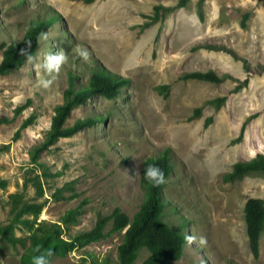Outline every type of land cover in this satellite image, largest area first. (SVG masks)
Here are the masks:
<instances>
[{
	"label": "rangeland",
	"instance_id": "374dc122",
	"mask_svg": "<svg viewBox=\"0 0 264 264\" xmlns=\"http://www.w3.org/2000/svg\"><path fill=\"white\" fill-rule=\"evenodd\" d=\"M177 1L0 0V60L2 42L21 39L31 18L49 11L57 15L41 32L34 63L25 60L0 74V143L11 141L0 152V179L6 182L0 185L1 223L9 221L8 195L15 191L24 200L44 202L39 219L58 221L69 208L82 206L65 237L90 229L100 213L110 214L116 206L131 217L143 198V159L169 148L173 168L164 197L177 205L187 219L188 236L196 238L187 242L176 264H264V231L255 256L244 212L247 198L264 196V174L223 179L234 162L264 153V0H204L200 8L198 0H189L164 15L160 9L153 18L156 4ZM207 43L220 47L207 48ZM61 48L68 64L51 87L38 86L40 79L49 78L44 57ZM77 48L88 49V62L78 58ZM95 65L128 78V84L118 97L98 94L71 110L68 124L87 115L100 121L60 137L40 152L39 163H32L30 149L44 140L55 106L63 100L68 73L85 83ZM207 69L229 77L217 83L180 78L184 72ZM244 79L247 85L234 90ZM162 84L169 85L166 91ZM222 95L226 100L219 108L208 101ZM196 107L201 114L191 118ZM30 114L35 121L11 139ZM36 174L41 195L29 179ZM62 187L64 195L57 198ZM171 218L178 222L176 215ZM110 226L111 221L106 229ZM28 232L25 225L15 229L25 237L24 244H12L0 232V264H22ZM123 232L55 255L50 264H69L88 252L98 262L87 264H99L107 255L113 260ZM201 237L206 245L199 244ZM146 255L143 250L135 264Z\"/></svg>",
	"mask_w": 264,
	"mask_h": 264
},
{
	"label": "trees",
	"instance_id": "16d2710c",
	"mask_svg": "<svg viewBox=\"0 0 264 264\" xmlns=\"http://www.w3.org/2000/svg\"><path fill=\"white\" fill-rule=\"evenodd\" d=\"M91 2L93 0H83ZM189 0H178L174 5H155L154 19L158 17V11L161 14L171 12L174 9L184 6ZM204 0H198L197 5L200 8ZM57 15L51 11L43 16L37 15L31 18L21 39H12L9 42H2V58L0 60V74H5L12 69L21 67L26 60V56L20 54L21 49L34 55L39 45L41 32L47 26L53 24ZM30 42V46L29 43ZM207 48L220 47L215 44H204ZM229 77L228 74H219L213 69L193 70L184 72L180 78H197L211 82H221ZM129 79L119 74L107 71L103 67L94 66L90 76L85 83L76 82L75 75L68 73V85L63 90V100L55 106V112L51 119V124L46 132L44 140L30 149L32 163H39L38 156L40 152L56 142L60 137L71 136L85 126H90L96 121H100L99 116H85L77 118L73 123L68 124L67 118L71 110L76 106L84 103L87 98L95 95H104L108 98L118 97L123 86L128 84ZM248 80L244 79L239 82L234 90H240L247 85ZM168 84L160 85L165 91ZM226 100V96H216L208 101L216 108H219ZM30 100L19 104L15 112L19 113L24 109ZM201 114V107H196L191 118ZM98 115V114H96ZM36 119L35 114H30L22 120L18 129L14 132L11 139L20 136L22 128L27 127ZM210 117L207 118V121ZM246 123V122H245ZM245 123L242 124L240 138L243 134ZM11 141L0 143V152L8 150ZM154 164L159 166L165 174L166 183L160 187H154L148 183L144 177V171L148 165ZM173 164L169 148H165L157 155L147 156L141 163L140 185L143 188V198L139 209L130 217L120 207L116 206L110 214L100 213L94 225L88 230L78 231L69 237L63 234L69 228V225L78 221L79 214L83 211L82 206L69 208L61 218L49 220L46 218L39 219V214L44 206V202L28 201L23 199L22 192L9 193L11 202V216L6 223L0 222V232L3 237L8 239L12 244L17 242L23 243L25 237L17 236L15 229L25 225L28 229L29 243L21 256L22 264H31V257L35 254V249L40 246L41 251L51 250L54 255L49 257L50 260L55 255H64L74 248H82L90 242L100 240L107 235L124 229L122 240L117 245V256L111 259L110 256H104L99 264H135L143 250L147 251L145 258L139 264H176L184 253L188 236L187 219L178 212L177 205L172 204L164 197V188L172 172ZM44 173H49L45 172ZM264 174V153L257 152L247 160H239L233 163L230 171L223 175L225 181H235L242 179L245 175ZM34 175L29 178L36 186V192L41 195L43 192L42 183ZM28 178H26L24 184ZM0 185L5 186L6 182L0 179ZM71 189V185H67ZM59 188L55 193L57 198L63 197V190ZM75 195V192H72ZM246 233L249 240L250 248L255 256H258L260 249V238L264 231V196L249 197L244 205ZM25 214H31L32 218L26 217ZM171 215H176L178 222L172 221ZM111 221L110 228L106 229L107 223ZM97 263L91 252L82 254L79 260L69 264H87Z\"/></svg>",
	"mask_w": 264,
	"mask_h": 264
},
{
	"label": "clouds",
	"instance_id": "9594fccd",
	"mask_svg": "<svg viewBox=\"0 0 264 264\" xmlns=\"http://www.w3.org/2000/svg\"><path fill=\"white\" fill-rule=\"evenodd\" d=\"M44 38H47V33H44ZM29 46H30V42ZM21 55L26 56V61L28 63H34V57L27 51V49H21ZM76 54L78 58L82 59L84 62H88L91 58L88 49L86 48H77ZM69 62V56L67 52L63 48L59 49L55 53L50 52L44 57L43 61V69L47 73L49 78L47 79H40L38 81V86L48 89L56 80L58 74L60 73L61 69L67 65ZM144 177L154 187H160L161 185L166 183V178L164 171L157 165L150 164L144 171ZM187 241L191 244L196 241L194 236H187ZM200 245H206L207 240L204 237L199 239ZM35 254L31 257V264H50L49 257L54 255L53 251L46 250L41 251L40 246H37L35 249Z\"/></svg>",
	"mask_w": 264,
	"mask_h": 264
}]
</instances>
